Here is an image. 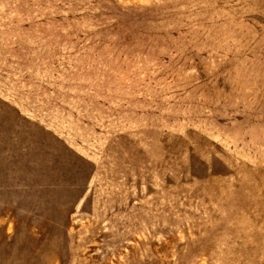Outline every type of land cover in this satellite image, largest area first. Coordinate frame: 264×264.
<instances>
[{
	"label": "rangeland",
	"instance_id": "rangeland-1",
	"mask_svg": "<svg viewBox=\"0 0 264 264\" xmlns=\"http://www.w3.org/2000/svg\"><path fill=\"white\" fill-rule=\"evenodd\" d=\"M0 264H264V0H0Z\"/></svg>",
	"mask_w": 264,
	"mask_h": 264
}]
</instances>
